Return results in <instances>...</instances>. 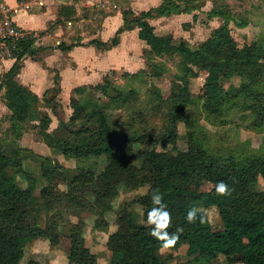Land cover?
Returning <instances> with one entry per match:
<instances>
[{
  "label": "trees",
  "instance_id": "obj_1",
  "mask_svg": "<svg viewBox=\"0 0 264 264\" xmlns=\"http://www.w3.org/2000/svg\"><path fill=\"white\" fill-rule=\"evenodd\" d=\"M197 2L161 0L157 6L137 15L125 11L123 24L111 39L91 41L97 48L110 49L119 43L123 31L138 28V38L145 42L150 55L160 56L169 51L178 54L182 74L171 83L166 99L169 103L167 120L157 140L145 131H130L128 126H122L120 133L115 134L106 112L107 103H116L115 107L119 108L130 101L132 91L124 93L113 85L110 94L107 75L103 83L94 86L104 96H88L83 104L71 98L73 116L80 114L78 122L74 118L59 116L55 111L59 108L56 94L60 88L58 75H54V86L45 91L41 100L58 115L57 125L51 131L45 129L41 139L64 158L90 162L93 159L86 169L62 166L50 156L21 146L22 123L32 109H37L40 99L15 80L22 58L36 51L32 46L34 39L25 38L18 43L13 64L0 76V90L4 89L2 98L10 112L9 140L0 143V264H20L23 247L28 242L37 238L52 240L57 236L56 232H50L49 236L36 233L41 232L36 221L43 211L48 213L54 204L60 205L62 198L81 209L86 208L95 216V229L106 230L107 226L100 223L103 215L117 196L118 186L132 185L137 159L142 167L154 170L155 176L146 193L135 201L143 210V221L136 212L124 210L119 215L117 228L107 236L109 264H165L172 254L163 255L161 250L176 251L184 245L187 258L175 264H215L219 255L240 253L243 254L241 264H264V204L261 194L253 189L257 178L264 180V161L254 157L238 159L212 155L202 145L191 141L189 135L187 146L178 154L168 157L164 150L156 148V144H160L176 150L177 124L191 125V118L185 110L191 96L189 80L197 77L200 71L205 72V108L210 113L218 115L231 97H243L252 101L246 106L247 112L253 115L252 125H264V92L255 88L258 76L249 74L264 61V45L253 42L239 46L228 27L232 20L229 10L218 9L216 5L206 12L208 19L218 17L221 24L196 46L183 37L158 35L149 22L157 17L198 10L200 3ZM230 76L247 77L248 81L230 93L221 84L222 78ZM152 87L157 100H163L160 90ZM74 91L82 93V88ZM49 93L51 96L47 95ZM104 98H107L106 102L102 100ZM241 119L246 120L247 114L244 113ZM149 140L151 144L140 151L133 147ZM25 159H32L40 165L44 185L38 194H35L34 177L27 176L26 187L16 180L15 171ZM221 182L228 186L229 195L217 194ZM59 184L66 190L59 192ZM204 184H210V188L201 190ZM37 201L42 207H31ZM210 206L218 211L221 229L214 230L210 225L204 211ZM84 224L79 218L70 222L67 228L66 264H96V255L85 244ZM129 243L132 245L131 257L125 262ZM29 264L41 263L32 261Z\"/></svg>",
  "mask_w": 264,
  "mask_h": 264
},
{
  "label": "rangeland",
  "instance_id": "obj_2",
  "mask_svg": "<svg viewBox=\"0 0 264 264\" xmlns=\"http://www.w3.org/2000/svg\"><path fill=\"white\" fill-rule=\"evenodd\" d=\"M198 2L200 3L198 10L187 14L169 15L162 19L156 18L157 20L154 21L156 33L160 36L183 37L189 44L196 46L206 39L215 27L221 24L220 18L208 19L206 15V12L217 5L218 9L224 7L223 9L229 10L232 20L228 23V27L239 46L253 42L264 45V0H198ZM80 8H82L83 13L81 15L84 19L81 26L88 30L92 25L90 19H93L96 11L84 7ZM146 49L144 43H139L138 69L130 70L132 67H129L130 69L126 71L123 68H113L107 73L110 94L113 85L124 93L131 90L132 94L130 95V101L119 108L115 107L116 103L108 102L106 112L110 124L115 129V134L120 133L119 130L122 126H128L130 131L134 130L137 133L145 131L150 134L153 140H157L161 136L167 120L169 103L166 99L170 93L171 83L175 82L182 73L178 54L169 51L164 55L154 56L150 55ZM129 63L133 62L130 61ZM249 74L258 76L259 82L255 84V88L264 92V61H261L256 69L250 70ZM204 76L205 72L200 71L197 77L189 80L191 96L185 110L191 118V125L187 127L182 122L177 124L176 150H172L170 145L162 147L160 144H156V148L164 150L168 157L178 154L187 146V136L189 135L191 141L202 145L212 155L234 156L238 159L254 157L264 161V125L260 127L253 126V115L246 110L247 104L252 103V101L243 97H231L220 114L210 113L205 108ZM247 81V77L230 76L222 78L221 84L227 92L233 93L242 82ZM152 86L160 90L163 100H157L156 96L152 94ZM88 95L104 96L94 86L90 87ZM49 96H51V93ZM0 99L2 98L0 97ZM102 100L106 102L107 98ZM39 105L42 109L38 110V107L32 109L27 119L22 123L23 134L20 137V143L23 147H30L37 154L50 156L46 155V144L41 139L45 129L51 131L49 126L51 120L49 122V119L45 118L47 111H50V106L43 101ZM69 112L67 104L66 110L59 109L57 114L67 116L66 114ZM244 113L247 114L246 120L241 119ZM8 116L9 113L3 114L2 109L0 110V143L9 140V133L7 132L9 126ZM56 116H54L55 122ZM78 117H80V114H74L69 118H74V121L78 122ZM35 142L37 143L35 144ZM150 144L151 141L149 140L142 144L136 143L133 147L140 151ZM52 154H55L54 151H52ZM52 156L50 157L54 161H58ZM90 160L94 162L93 159ZM91 162L87 159L64 158L60 164L70 168L86 169ZM15 172L16 180L22 187H26L28 183L27 176L34 177L36 182L35 194L39 193L40 188L44 185V179L38 162L25 159L22 166ZM154 176V170L142 167L139 159L136 160L132 185L120 184L118 186L117 196L103 215L100 223L101 226H107L106 230L95 229V216L86 208L81 209V207L70 204L62 198L60 205L54 204V208L48 213L43 211L41 218L36 221L37 227L42 232L36 233L49 236L50 232H56L57 236L55 235L52 240L37 238L28 242L23 247L24 255L20 264H29L32 261L41 264H66L68 239L65 234L70 222H76L79 218L83 219L85 223L82 231L83 237L85 244L96 255V264H109L110 251L105 244L107 236L117 228L119 215L124 210L136 212L142 220L143 210L135 201L139 196L146 193ZM209 188L210 184H204L201 190H208ZM253 189L261 194L264 204V180L260 177L257 178ZM57 190L61 192L65 191L66 188L64 185L59 184ZM85 198L91 200L90 196ZM37 202H34V204ZM34 204L31 207H42L41 202H38L37 205ZM204 211L212 229H221L217 209L210 206ZM29 222L30 220L27 221V223ZM131 247L132 245L129 243L125 262L131 257ZM161 253L163 255L172 254V257L167 259L165 264H175L177 261L187 258L185 245L176 251L162 249ZM242 260V253L233 256L219 255L215 264H241Z\"/></svg>",
  "mask_w": 264,
  "mask_h": 264
},
{
  "label": "crops",
  "instance_id": "obj_3",
  "mask_svg": "<svg viewBox=\"0 0 264 264\" xmlns=\"http://www.w3.org/2000/svg\"><path fill=\"white\" fill-rule=\"evenodd\" d=\"M5 1L15 6L19 0ZM26 1L29 2L30 7L19 11L15 16V21L29 32L26 38L34 39L32 46L36 51L33 55L26 54L22 58L15 80L36 94L41 103L45 91L54 86V75L57 74V84L60 90L56 94L59 108L55 112L57 113L59 109L66 110L67 104L70 111L66 114L67 116H61L63 118L73 116V110L70 107L71 98L83 104L89 96L90 87L101 83L111 69L123 68L126 71L130 69L129 67H132L130 70L138 69L139 43H144L146 46L145 42L138 38V28L123 31L119 35V43L110 49L97 48L91 41L96 39L105 42L111 39L123 24L125 11L137 15L161 2V0H110L109 5L101 10L102 12L96 11L93 19H90L92 25L87 30L81 26L84 19L80 7L88 8L84 0ZM160 18L165 17H157V19ZM157 19L149 20L154 29V21ZM68 21H74L76 24L69 26ZM68 46L71 47L63 49ZM130 61L133 63H129ZM13 62L14 58L0 60V76L11 67ZM78 87L82 88V93L74 91ZM3 92L2 88L1 98ZM1 109L3 114H10L3 98L0 99ZM41 109L42 107L38 105V110ZM55 112L47 111L49 122L51 120L49 124L51 130L57 125ZM54 116H56V122ZM45 147L46 155L52 156V151H54L55 154L52 157L56 158L59 163L64 159L58 150L47 145ZM37 204L38 202L34 205Z\"/></svg>",
  "mask_w": 264,
  "mask_h": 264
},
{
  "label": "built area",
  "instance_id": "obj_4",
  "mask_svg": "<svg viewBox=\"0 0 264 264\" xmlns=\"http://www.w3.org/2000/svg\"><path fill=\"white\" fill-rule=\"evenodd\" d=\"M110 0H84V4L89 9L101 11L109 5ZM29 2L19 0L15 6L7 4L5 0H0V60L13 59V53L20 41L25 39L29 32L20 27L15 16L22 9H28ZM76 22L68 21L67 25L73 26Z\"/></svg>",
  "mask_w": 264,
  "mask_h": 264
},
{
  "label": "clouds",
  "instance_id": "obj_5",
  "mask_svg": "<svg viewBox=\"0 0 264 264\" xmlns=\"http://www.w3.org/2000/svg\"><path fill=\"white\" fill-rule=\"evenodd\" d=\"M217 194L218 195H222V196H226V195H229L230 192H229V188L226 184H224L223 182H221L219 185H218V188H217ZM191 219V217H190Z\"/></svg>",
  "mask_w": 264,
  "mask_h": 264
}]
</instances>
